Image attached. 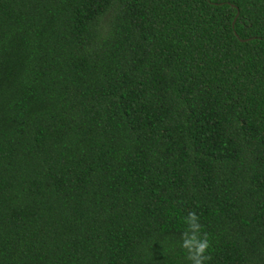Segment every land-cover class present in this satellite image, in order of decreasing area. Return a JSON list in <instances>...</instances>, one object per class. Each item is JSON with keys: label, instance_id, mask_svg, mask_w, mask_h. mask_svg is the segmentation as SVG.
Instances as JSON below:
<instances>
[{"label": "trees", "instance_id": "16d2710c", "mask_svg": "<svg viewBox=\"0 0 264 264\" xmlns=\"http://www.w3.org/2000/svg\"><path fill=\"white\" fill-rule=\"evenodd\" d=\"M264 264V0H0V264Z\"/></svg>", "mask_w": 264, "mask_h": 264}, {"label": "clouds", "instance_id": "9594fccd", "mask_svg": "<svg viewBox=\"0 0 264 264\" xmlns=\"http://www.w3.org/2000/svg\"><path fill=\"white\" fill-rule=\"evenodd\" d=\"M186 229L180 235V248L185 252L186 261L190 264H205L211 259L208 255L210 240L206 232L202 233L199 217L194 212H189L184 218Z\"/></svg>", "mask_w": 264, "mask_h": 264}]
</instances>
